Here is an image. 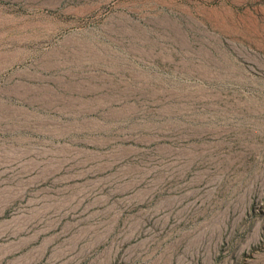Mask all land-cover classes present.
Here are the masks:
<instances>
[{
    "label": "rangeland",
    "instance_id": "rangeland-1",
    "mask_svg": "<svg viewBox=\"0 0 264 264\" xmlns=\"http://www.w3.org/2000/svg\"><path fill=\"white\" fill-rule=\"evenodd\" d=\"M0 264H264V0H0Z\"/></svg>",
    "mask_w": 264,
    "mask_h": 264
}]
</instances>
